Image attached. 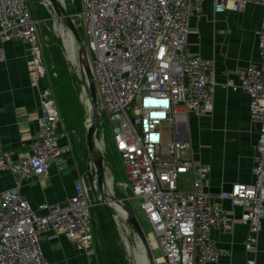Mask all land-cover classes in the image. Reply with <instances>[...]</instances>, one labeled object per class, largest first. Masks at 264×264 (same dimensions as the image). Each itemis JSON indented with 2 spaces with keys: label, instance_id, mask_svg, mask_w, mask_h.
<instances>
[{
  "label": "built area",
  "instance_id": "built-area-1",
  "mask_svg": "<svg viewBox=\"0 0 264 264\" xmlns=\"http://www.w3.org/2000/svg\"><path fill=\"white\" fill-rule=\"evenodd\" d=\"M205 1L79 0L80 10L74 15L86 39L97 98L114 128L111 140L132 193L130 200L138 201L152 228L149 239L160 251L154 264H216L220 254L209 233L232 229V215L206 192L210 167L184 157L189 144L179 132L189 116L200 117L213 109L214 65L187 51L189 23L200 15ZM211 1L215 14L223 13L229 3L236 10L247 3L263 9L257 33L259 63L240 70L238 84L231 80L225 84V89L247 95L250 119L258 125L254 181L234 184L219 194L231 208L241 210L238 220L247 229L246 264H256L264 221V0ZM10 41L27 45L39 106L30 151L19 156L0 152V171L14 179L13 187L0 192V264H48L40 243L46 233L95 256L91 210L103 204L94 193L95 180L91 191L83 178L77 179L66 207H54L44 216L36 215L21 194L28 179L43 177L52 166L65 170L71 145L53 91L41 85L46 69L39 21L27 0H0V45ZM187 174L192 176L188 191L180 185Z\"/></svg>",
  "mask_w": 264,
  "mask_h": 264
},
{
  "label": "crops",
  "instance_id": "crops-1",
  "mask_svg": "<svg viewBox=\"0 0 264 264\" xmlns=\"http://www.w3.org/2000/svg\"><path fill=\"white\" fill-rule=\"evenodd\" d=\"M262 18L263 9L255 3H247L240 10L233 9L229 3L223 13L215 14L212 1L206 0L200 15L189 23L187 51L214 65L215 93L209 113L189 116L179 128L180 139L189 144L184 157L196 165L210 167L206 192L213 203L233 217L230 231L213 229L209 233L220 254L216 264H246L248 259L244 251L247 229L238 220L241 210L231 208L219 194L234 184L253 183L251 168L258 125L250 119L247 95L227 90L225 84L229 80L238 84L239 71L259 63L257 33ZM0 50L4 54L0 61V152L25 155L36 138L39 106L38 91L30 78L28 48L20 41H10L2 43ZM71 156L70 152L65 170L59 172L52 166L43 177L22 184L21 194L36 215L44 216L54 207H66L73 194V183L84 176ZM191 178V174L181 177L182 189H191ZM13 185V177L7 171H0V192ZM40 243L48 264H98L96 255L86 256L73 243L51 233L43 234ZM256 264H264V221Z\"/></svg>",
  "mask_w": 264,
  "mask_h": 264
},
{
  "label": "rangeland",
  "instance_id": "rangeland-1",
  "mask_svg": "<svg viewBox=\"0 0 264 264\" xmlns=\"http://www.w3.org/2000/svg\"><path fill=\"white\" fill-rule=\"evenodd\" d=\"M73 1L74 0H60V3L68 15L73 17L71 19L76 26L85 48V36L79 24H75L77 19L76 16H74L80 10V3L76 4V0L75 2ZM29 2L33 16L39 21V38L43 51V63L46 69V78L43 81L47 83L53 91L60 112L61 123L64 126L68 125L70 128H67L66 132L67 139H71V157L74 158L76 168H80L82 175H84L82 178L87 183L88 179L86 174L90 162L86 146V129L87 122L91 118V111L89 110V102L86 100L87 96L83 89L84 80H82L80 67L76 59V43L72 38L70 31L54 16L50 6H44V3L41 0H29ZM61 31L66 33V35L68 34L71 39L73 47L72 62L70 61L71 59H69V54L62 36L63 33ZM86 53L89 57L87 51ZM97 104L100 118L97 135L95 136V147L103 159L105 171L104 193L108 194V196L106 199L100 197L98 185V192L96 193L94 191V193L99 195L98 200H101L103 203L104 201L109 202V196L114 199L123 200V205L127 207L138 221L139 226L145 235L151 256L157 258L160 256V251L156 249V245L153 246L155 243L153 239H149L152 237V228L140 210L138 201L134 199L130 200L132 193L130 189L126 188V176L122 163L111 140L114 128L106 118L103 103L99 97L97 98ZM90 173L91 176L94 174L92 168H90ZM116 209L118 208L111 203L110 211H112V217L117 215L114 213ZM92 210L91 225L95 241V249L99 250L100 254H102V251L107 247L108 257L111 258L109 250V246L111 245L117 248L124 264H135V262H137V259L135 258L138 253V250H136L138 248L137 243H139L146 258L145 249L142 243L137 235L134 234L132 228L124 220V216L121 212L120 214L123 219L117 215L119 217L117 218L119 224H116L115 222L113 223L109 220H105L100 215L99 210H94V208ZM126 245L131 247L127 249ZM133 259H135V261ZM145 264H148L147 258Z\"/></svg>",
  "mask_w": 264,
  "mask_h": 264
},
{
  "label": "water",
  "instance_id": "water-1",
  "mask_svg": "<svg viewBox=\"0 0 264 264\" xmlns=\"http://www.w3.org/2000/svg\"><path fill=\"white\" fill-rule=\"evenodd\" d=\"M41 1L51 7L54 16L58 20H60L63 23V25L70 31L72 38L76 43V59L80 67L82 80H84L83 89L87 96L86 100L89 102V110L91 111V118L87 122V129H86V146H87L89 162H90L89 167L87 168L86 177L88 179V184L91 191H94L93 189H94V180H95L96 184L98 185L100 197H104L106 199L108 194L104 193L105 171H104L103 159L95 147V136L97 135V130L99 127L100 114L97 104V92L89 69L88 56L81 41V38L79 36V33L76 29V26L74 25L70 15L67 14L66 10L60 3V0H41ZM90 168H92L94 173L92 176L90 173ZM109 199H110L109 202L104 201V203L102 204L105 210L108 213H110L111 203L118 208L114 213H116L120 217H121L120 212L122 213V215L124 216V220L132 228L134 234L137 235L140 242L142 243L145 249L148 264H154V258L150 254L145 235L141 230L139 223L134 217V215L127 209L125 205H123V200L114 199L111 196H109ZM117 215H114L116 219L119 218ZM115 218L111 216L113 222H115Z\"/></svg>",
  "mask_w": 264,
  "mask_h": 264
},
{
  "label": "trees",
  "instance_id": "trees-1",
  "mask_svg": "<svg viewBox=\"0 0 264 264\" xmlns=\"http://www.w3.org/2000/svg\"><path fill=\"white\" fill-rule=\"evenodd\" d=\"M75 2V0L73 1ZM76 4H79L78 0H76ZM68 14V13H67ZM80 36V35H79ZM81 38V37H80ZM43 82L41 83V85L43 86ZM67 126V127H66ZM64 126L65 127V130L70 129L68 127V125ZM69 140H71L69 138ZM97 209L100 211V215L105 219V220H109L110 222H113V220L111 219V214H112V211H110V213H108L105 208L102 206V205H99V206H95L94 207V210ZM93 210H91V213H92ZM92 215V214H91ZM114 223V222H113ZM110 247V255H111V258L108 257V254H107V247L104 251H102L103 253L100 254V251L97 250V262L98 264H124L122 259H121V256L119 254V251L117 250V248L113 247V246H109ZM119 255V256H118Z\"/></svg>",
  "mask_w": 264,
  "mask_h": 264
},
{
  "label": "bare ground",
  "instance_id": "bare-ground-1",
  "mask_svg": "<svg viewBox=\"0 0 264 264\" xmlns=\"http://www.w3.org/2000/svg\"><path fill=\"white\" fill-rule=\"evenodd\" d=\"M44 6H47V5H45L44 4ZM49 8V7H48ZM62 33H63V38H64V42H65V47H66V49H67V52H68V54H69V59H71L70 61L72 62V60H73V47H72V42H71V39H70V37H69V35L67 34L66 35V33H64L63 31H61ZM81 100H82V96H81ZM88 113V112H87ZM99 143V142H98ZM110 187V186H109ZM111 192V191H110ZM119 224V223H118ZM121 232V231H120ZM127 232V231H126ZM125 242V241H124ZM137 242V241H136ZM137 245H138V248L136 249V250H138V253H137V256H136V258L135 259H137V262H135V264L137 263V264H145L146 263V258H145V256H144V253H143V251L141 250V247H140V245H139V243H137ZM137 245H135V246H137ZM153 245H155V244H153ZM127 246V245H126ZM131 247V246H130ZM129 246H127V249H129L130 248ZM136 252V251H135ZM135 259H133L134 261H135ZM148 261V260H147Z\"/></svg>",
  "mask_w": 264,
  "mask_h": 264
}]
</instances>
